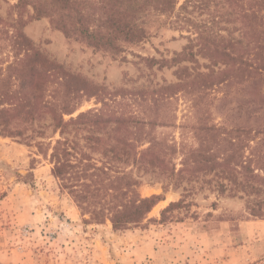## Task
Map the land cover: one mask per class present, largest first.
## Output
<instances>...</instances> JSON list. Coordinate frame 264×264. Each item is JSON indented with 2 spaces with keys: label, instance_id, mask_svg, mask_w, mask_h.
I'll return each instance as SVG.
<instances>
[{
  "label": "rangeland",
  "instance_id": "obj_1",
  "mask_svg": "<svg viewBox=\"0 0 264 264\" xmlns=\"http://www.w3.org/2000/svg\"><path fill=\"white\" fill-rule=\"evenodd\" d=\"M186 1L191 0H175L172 16L152 14L145 24L149 37L138 45H125L124 52L115 56L67 39L49 19H32L31 8L22 11L23 20L16 25L17 0H0V27L5 31L0 35V67L6 69L15 61L11 38L19 31L29 41V53L36 51L62 66L97 94L83 101L74 118L103 109L105 100L117 96L120 102L110 110L152 123L153 137L172 147L169 170L164 176L147 174L139 189L143 198L160 196L161 202L139 226L114 232L110 222L84 221L54 178L53 166L39 153L36 143L49 144L52 128L45 130L44 138H36L26 127V135L34 136L30 142L0 136V264H264V218L252 216L248 208L254 202L255 209L264 211V181L253 178L248 193L231 196L219 192L212 174L200 176L192 193L184 192L186 186L191 189L186 182L174 187L171 180L174 168L182 167L181 151L207 137L264 139L246 123L247 91L235 85L229 90L214 86L225 67L214 64L211 52L199 53L201 44L192 41L195 27H210L213 19L212 33L240 39L235 6L226 0H200L204 8L193 0L181 10ZM204 80L214 84L205 89ZM49 122L47 118L39 124ZM107 125L100 129L71 126L64 137H104V146L119 152L116 140L123 130L117 131L115 122ZM239 127H246L244 133L228 135ZM59 137L56 134L55 140ZM94 155L99 157L98 152ZM259 159H264V148L251 165L255 175L263 178ZM183 195L187 197L180 203Z\"/></svg>",
  "mask_w": 264,
  "mask_h": 264
},
{
  "label": "trees",
  "instance_id": "obj_2",
  "mask_svg": "<svg viewBox=\"0 0 264 264\" xmlns=\"http://www.w3.org/2000/svg\"><path fill=\"white\" fill-rule=\"evenodd\" d=\"M226 1L236 8L241 38L228 40L212 33L210 27L215 19L210 27H195L192 41L201 44L199 53L211 52L214 64L225 67L216 84L211 80H204L202 84L205 89L214 84L223 85L227 90L235 85L247 91L246 123L264 135V0ZM189 3L193 0L186 1L180 9L186 10ZM195 3L206 8L200 0ZM14 8L19 10L16 25L23 20L22 11L31 8L28 14L32 19H49L53 28L67 39L117 56L124 52L125 45H138L149 37L145 24L152 14L172 16L176 3L175 0H17ZM3 28L0 27V35L5 33ZM11 42L15 61L6 69L0 67V136L30 142L34 136L26 135V127L32 128L36 138H44L45 130L52 128L50 143L37 142L36 147L53 166L54 178L73 199L84 221L97 225L110 222L114 232L142 224L162 200L160 196L143 198L140 195L142 179L147 174L164 176V171L169 170L172 147L153 137L152 123L110 110L120 102L117 96L105 100L103 109L80 113L74 118L83 101L97 94L91 93L84 80L62 66L36 51L29 53V41L19 31L13 32ZM189 58L193 60L195 55L190 52ZM226 95L224 102L229 98V93ZM113 113L120 116L110 115ZM66 116L70 120L66 121ZM47 118L48 124H39ZM113 122L117 124V131L123 130L122 137L116 140L119 152L107 149L104 137H64L71 126L91 125L100 129ZM245 130L246 127H239L228 135ZM56 134L61 137L55 140ZM145 145L148 147L140 150ZM261 148H264V139L255 142L248 137H207L196 147L181 151L182 167L178 171L174 168L171 180H175L174 187L186 182L191 189L186 186L184 192L192 193L200 176L212 174L218 179L216 188L220 193L228 191L231 196L238 191L248 193L251 179L264 181V177L255 175L251 169ZM96 152L99 157H95ZM247 152L250 154L246 156ZM257 163L258 170L264 174V159ZM164 190L167 192L166 187ZM187 195H183L180 203ZM251 203L248 204L251 215L264 218V211L255 209L257 205Z\"/></svg>",
  "mask_w": 264,
  "mask_h": 264
}]
</instances>
